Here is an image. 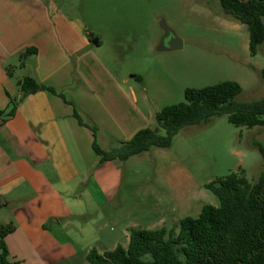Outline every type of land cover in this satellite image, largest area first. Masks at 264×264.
<instances>
[{
	"label": "crops",
	"instance_id": "0c3cea01",
	"mask_svg": "<svg viewBox=\"0 0 264 264\" xmlns=\"http://www.w3.org/2000/svg\"><path fill=\"white\" fill-rule=\"evenodd\" d=\"M69 3L0 0V226H14L4 237L12 264H74L92 248H126L130 228H169L215 205L204 185L218 175H210L188 137L208 124L185 126L170 148L98 163L94 139L108 149L156 126L155 112L183 100L191 85L176 69L150 75L155 60L165 62L156 48L158 30L141 49L126 46L123 33L103 32L88 21L87 8ZM27 48L36 51L21 64ZM258 52L264 56V42ZM26 76L56 93L39 90L20 99ZM9 104L16 108L7 118ZM73 110L95 127V137ZM263 127L239 126L232 135L233 172L246 178L252 167L261 172L250 142L262 143Z\"/></svg>",
	"mask_w": 264,
	"mask_h": 264
},
{
	"label": "trees",
	"instance_id": "16d2710c",
	"mask_svg": "<svg viewBox=\"0 0 264 264\" xmlns=\"http://www.w3.org/2000/svg\"><path fill=\"white\" fill-rule=\"evenodd\" d=\"M218 2L226 18L247 25L249 53L255 55L264 42V0ZM35 51V48L25 49L20 54L21 64L27 54ZM260 73L264 78V68ZM19 87L20 99L39 90L56 93L52 87L29 76L19 82ZM241 91V85L234 80L185 88L183 101L155 112L156 126L142 128L130 139L118 141L108 149L101 148L94 139L92 149L98 163L123 161L153 147L170 148L185 126L209 124L221 115H226L228 122L237 127L264 125V94L257 100L238 101L236 97ZM15 108L13 104L7 118L14 114ZM73 115L95 137V127L85 123L76 110ZM250 146L258 150L263 160L255 182H250L242 170L220 176L204 185L216 196L218 205L205 204L197 217H184L169 228H130L126 248L117 245L102 253L92 248L86 253L87 261L91 264H264V146L257 140H252ZM12 230L11 223L0 226V264H12L7 259L4 241Z\"/></svg>",
	"mask_w": 264,
	"mask_h": 264
},
{
	"label": "rangeland",
	"instance_id": "374dc122",
	"mask_svg": "<svg viewBox=\"0 0 264 264\" xmlns=\"http://www.w3.org/2000/svg\"><path fill=\"white\" fill-rule=\"evenodd\" d=\"M69 2L81 11L87 8L89 11L87 19L94 27L105 33H111L114 29L123 33L126 46L137 44V48L141 49L143 41L155 29L160 31L159 36L158 31L155 34V39L158 38L157 48L162 35L160 22L164 21L170 26L182 40V46L172 51H159L164 54L165 62L160 65L158 60H155V64L150 66L152 70L150 75L176 69L187 74V83L191 87L234 80L242 87L241 93L236 97L238 101L257 100L264 94V78L261 71L256 69L264 68V56L260 54L261 52H258L259 55L256 57L250 55L247 25L226 18L221 12L218 0H69ZM18 70L20 73L21 68L17 69V73ZM9 96L14 101L15 96L13 94ZM11 105L9 104L10 108ZM212 122L197 127L188 133V137L202 153V160L210 169V175H218L216 177L218 178L233 172L235 159L230 154V139L232 135L240 132V128L228 122L226 115L214 117ZM252 140L259 141L258 137H253ZM262 143L264 146V138ZM253 152L263 162L258 150L254 149ZM259 174L257 167H252L247 172V178L250 182H255ZM214 198L215 205H218V199L215 196ZM144 259L149 260V256H145ZM78 260L79 258L74 264H91L87 261L86 254L80 261Z\"/></svg>",
	"mask_w": 264,
	"mask_h": 264
},
{
	"label": "water",
	"instance_id": "95a60500",
	"mask_svg": "<svg viewBox=\"0 0 264 264\" xmlns=\"http://www.w3.org/2000/svg\"><path fill=\"white\" fill-rule=\"evenodd\" d=\"M162 35L159 40L158 50H173L182 46V40L176 35L175 31L168 26L164 21L160 22ZM98 39H92V43H97Z\"/></svg>",
	"mask_w": 264,
	"mask_h": 264
}]
</instances>
